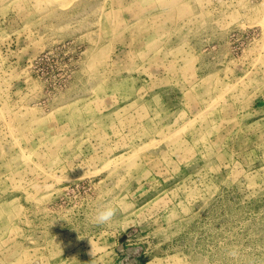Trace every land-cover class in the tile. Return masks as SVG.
<instances>
[{"label":"rangeland","instance_id":"rangeland-1","mask_svg":"<svg viewBox=\"0 0 264 264\" xmlns=\"http://www.w3.org/2000/svg\"><path fill=\"white\" fill-rule=\"evenodd\" d=\"M136 260L264 264V0H0V264Z\"/></svg>","mask_w":264,"mask_h":264},{"label":"clouds","instance_id":"clouds-1","mask_svg":"<svg viewBox=\"0 0 264 264\" xmlns=\"http://www.w3.org/2000/svg\"><path fill=\"white\" fill-rule=\"evenodd\" d=\"M116 209L111 205H105L102 208L97 209L92 216V219L95 223L104 224L111 221L115 215Z\"/></svg>","mask_w":264,"mask_h":264},{"label":"crops","instance_id":"crops-1","mask_svg":"<svg viewBox=\"0 0 264 264\" xmlns=\"http://www.w3.org/2000/svg\"><path fill=\"white\" fill-rule=\"evenodd\" d=\"M139 259V258H138ZM139 261V262H138ZM136 262L140 263V260H136ZM141 264V263H140Z\"/></svg>","mask_w":264,"mask_h":264}]
</instances>
